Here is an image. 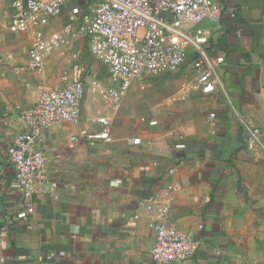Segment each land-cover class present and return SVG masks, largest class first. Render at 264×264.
<instances>
[{"label":"crops","instance_id":"1","mask_svg":"<svg viewBox=\"0 0 264 264\" xmlns=\"http://www.w3.org/2000/svg\"><path fill=\"white\" fill-rule=\"evenodd\" d=\"M15 1L0 0V264H156L149 251L160 221L199 242L191 259L173 264H264V157L246 150L232 113L233 106L264 131V0H213L220 18L201 24L210 55L225 59L223 89L184 91L194 79L189 65L175 91L153 93L144 112V86L172 74L134 84L117 106L98 95L93 83L108 87L109 73L80 27L100 0H64L59 17L26 34L9 30ZM68 26L67 45L41 71L30 70L38 32L49 38ZM66 76L86 86L81 122L42 131L37 147L58 188L36 196L34 214L18 219L24 199L8 148L26 130L20 113L43 89L64 87ZM101 118L110 137L91 144Z\"/></svg>","mask_w":264,"mask_h":264},{"label":"built area","instance_id":"2","mask_svg":"<svg viewBox=\"0 0 264 264\" xmlns=\"http://www.w3.org/2000/svg\"><path fill=\"white\" fill-rule=\"evenodd\" d=\"M63 5L64 0H16L9 15V30L26 34L40 29L62 14ZM221 13L222 8L213 0H100L93 15L84 18L80 27V32L90 38L91 56L109 73L110 85L94 81V89L117 106L134 84L176 73L189 65L194 79L182 85L184 91L208 96L223 89L220 69L225 59L210 55L211 35L201 27L206 20L220 18ZM71 14L73 19L79 10ZM72 33V26L49 38L38 32L30 49L28 68L41 71L46 60L61 45H67L66 39ZM63 80L64 87L43 89L38 101L20 113L26 130L16 134L7 151L8 160L16 171L15 187L24 199L18 219L34 214L36 196L54 195L58 188V183L46 172L44 153L37 147L42 131L60 123L76 125L82 119L85 83L67 76ZM232 113L240 123L246 150L264 157V131L233 106ZM210 118L214 119L215 115ZM98 122L101 131L87 136L91 144L110 137V121L101 118ZM76 141L77 137L70 139L72 148ZM130 143L139 145L141 140L134 139ZM9 225L12 221L3 231ZM153 228L155 240L149 259L156 264L185 263L199 248V242L189 233L169 227L164 221L155 223Z\"/></svg>","mask_w":264,"mask_h":264},{"label":"rangeland","instance_id":"3","mask_svg":"<svg viewBox=\"0 0 264 264\" xmlns=\"http://www.w3.org/2000/svg\"><path fill=\"white\" fill-rule=\"evenodd\" d=\"M188 70V68L186 69ZM185 70H181V74L184 73ZM180 70L172 75H169V77H166L165 79H160L158 81H156L154 84H149V86L145 85L144 86V92L140 93L142 95H144L142 97L141 102L138 103L139 106V110L140 111H146L148 110V106L149 104H151V100L154 99L152 94L156 93L157 91H165V90H170L173 91L175 87L178 86L179 84V78L180 75L179 74ZM137 91H142L141 88L136 89ZM175 91V90H174ZM150 94V95H148ZM148 95V96H146Z\"/></svg>","mask_w":264,"mask_h":264}]
</instances>
